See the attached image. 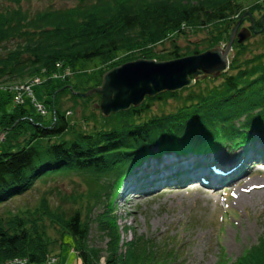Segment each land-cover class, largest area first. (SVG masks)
I'll return each mask as SVG.
<instances>
[{
	"label": "trees",
	"instance_id": "trees-1",
	"mask_svg": "<svg viewBox=\"0 0 264 264\" xmlns=\"http://www.w3.org/2000/svg\"><path fill=\"white\" fill-rule=\"evenodd\" d=\"M241 17L238 27L248 24L249 36L259 34L264 43L260 0L247 7L241 0H0V83L42 76L46 109L31 113L15 102L0 115L6 147L0 150V204L37 180L75 174L84 185L76 196H64L69 206L50 209L44 195L38 208L0 214V262L26 258L41 264L67 235L79 264H182L185 246L177 235L134 232L122 239L117 196L127 180H159L167 166H146L160 167L168 157L173 166L206 161L218 170L227 162L242 170L251 152L264 157V49L253 51L235 38L227 71L200 76L208 80L204 86L198 77L189 87L145 97L108 116L90 110L99 94L80 93L130 60H169L225 45ZM199 33L204 36L194 38ZM94 60L99 66L85 72ZM58 62L75 74L54 78ZM11 96L0 91V107ZM184 171L180 166L164 178L180 180ZM94 207L102 210L91 216ZM92 230L104 246L92 239ZM218 256L215 264H264V233L235 259L224 248Z\"/></svg>",
	"mask_w": 264,
	"mask_h": 264
},
{
	"label": "rangeland",
	"instance_id": "rangeland-1",
	"mask_svg": "<svg viewBox=\"0 0 264 264\" xmlns=\"http://www.w3.org/2000/svg\"><path fill=\"white\" fill-rule=\"evenodd\" d=\"M241 1L247 7L255 0ZM260 1L263 2L264 7V0ZM69 3L65 2V4ZM35 6L37 4L33 3V7ZM248 29V24H245L243 28L238 30L246 33ZM249 35L247 33L243 42H248L250 49L253 51H256V48L264 49V43L259 44L263 42L259 34ZM203 36V33H199L194 38L200 39ZM98 66L99 62L96 60L87 62L84 66L85 72L93 71ZM71 70L70 77L73 76V73L75 74L72 68ZM43 79L40 76L39 81L34 83V78L0 83V91L2 92H11L12 88V101L0 107V115L9 111L16 102L13 100L15 96L13 85H26L29 81L31 82L30 86L32 85V89H34L35 100L24 95L21 103L31 113H36L38 110L36 111L37 108L34 107L33 102L40 103L43 100L42 86H40ZM199 81L204 86L208 80L205 77H200ZM66 105L69 106L70 102H67ZM92 109L96 113L99 111L98 106L93 104L90 110ZM80 115L81 112L74 113V116L79 117V120ZM2 138L0 129V150H5L6 147L1 142ZM259 147L260 150L264 149L263 144ZM253 154L250 153L245 162H242L243 172L234 179L227 176V182L220 186H214V188L201 184L199 175H196L193 181L190 180L181 184H176L174 179L166 180L161 185L149 184L148 179L142 188L126 186L125 190L117 196L114 204V215L116 214L122 239L129 240L134 232L148 236L157 235L160 238L164 234L177 235L185 246L182 253V264H215L219 257L220 248H224L227 256L235 259L245 247L256 243L258 236L264 233V160L256 162L257 160L251 158ZM164 166H167V169L161 171L163 174L172 173L180 166H183L184 169L190 168L185 162H179L177 166H173V158L171 157L165 158L160 167L158 164L148 163L146 168L158 170ZM208 170L205 171L209 172ZM190 172L192 170H188V174ZM194 173L199 174L200 171L195 170ZM154 177L155 175H152V179ZM213 178V183L216 185L215 180L218 177L213 176ZM83 189L82 181L75 174L58 176L53 179L48 178L46 181L37 180L27 192L13 196L1 203L0 214H6L7 210L14 212L18 209L33 210L38 208L44 195H46L45 197L49 202L47 206L50 209L58 207L61 203L69 206L70 202L64 199V196H69L72 193L76 196ZM101 210L102 207H94L91 216ZM50 234L52 237H58V232H51ZM91 236L96 244L104 246L99 238H95L94 230H92ZM64 241L62 247L56 249L55 254L51 255L57 256L59 264H79L80 261L72 248L71 238L65 235Z\"/></svg>",
	"mask_w": 264,
	"mask_h": 264
},
{
	"label": "water",
	"instance_id": "water-1",
	"mask_svg": "<svg viewBox=\"0 0 264 264\" xmlns=\"http://www.w3.org/2000/svg\"><path fill=\"white\" fill-rule=\"evenodd\" d=\"M242 17L234 25L229 41L200 53L169 60L138 58L110 68L101 83L80 93L81 97L99 94L98 109L102 115L128 110L140 105L145 97H153L164 91H178L194 84L195 79L204 75H218L228 69V54L237 37L241 43L247 33L237 32Z\"/></svg>",
	"mask_w": 264,
	"mask_h": 264
},
{
	"label": "built area",
	"instance_id": "built-area-1",
	"mask_svg": "<svg viewBox=\"0 0 264 264\" xmlns=\"http://www.w3.org/2000/svg\"><path fill=\"white\" fill-rule=\"evenodd\" d=\"M72 74V70L70 67L63 65L61 62L56 63V71L53 74L54 78H68L70 77V75ZM33 83L39 81L38 76L33 77ZM30 81L28 84L26 85H13L14 89L13 91L15 92V96L13 98L14 102L16 101V103H21L23 102V96L27 95L30 98H34V89H32V85L30 86ZM11 92H12V88H11ZM22 96V97H21ZM35 100V98H34ZM34 103V102H33ZM34 106H36L37 110L44 114L46 109H45V105L40 102V103H34ZM0 264H33L30 263L26 258H14V259H8L6 261H2L0 262ZM41 264H59L58 263V258L57 256L54 255H48L44 262H42Z\"/></svg>",
	"mask_w": 264,
	"mask_h": 264
}]
</instances>
